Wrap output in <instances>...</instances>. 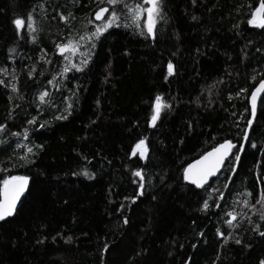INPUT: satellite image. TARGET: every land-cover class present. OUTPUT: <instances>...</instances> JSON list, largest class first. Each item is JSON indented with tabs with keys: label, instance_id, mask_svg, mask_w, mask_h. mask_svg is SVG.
I'll return each instance as SVG.
<instances>
[{
	"label": "trees",
	"instance_id": "1",
	"mask_svg": "<svg viewBox=\"0 0 264 264\" xmlns=\"http://www.w3.org/2000/svg\"><path fill=\"white\" fill-rule=\"evenodd\" d=\"M258 3L163 0L167 22H158L154 39L125 28L131 21L122 15L120 27L95 42L88 67L61 77L66 62L56 55L55 44L93 31L87 21L102 23L94 16L106 3L0 0V69L8 73L0 74V124L5 125L0 140L6 141L0 144V179L9 174L30 178V192L18 211L0 222V264H258L264 258L260 205L250 211L240 195L251 192L252 205L264 188L256 183L264 179V104L258 103L261 111L236 171H229L235 167L231 157L209 182V192L225 194L221 207L215 205L216 193L210 209L198 211L207 194L186 184L182 175L190 162L225 140L235 143L238 152L249 118L248 97L264 78V29L246 22L250 6ZM108 7L124 11L122 5ZM29 12L38 29L34 42L27 39L26 28L17 39L11 25ZM58 13L68 16L67 22ZM81 43L78 52L90 47L87 38ZM9 48L16 51L10 55ZM68 55L79 62L78 55ZM169 61L175 74L165 81ZM54 75L58 88L47 84ZM10 83L16 93L10 92ZM40 91L51 93V106L40 105ZM157 94L170 107L150 128ZM67 104L71 115L57 121ZM32 117L37 123L28 125ZM143 137L146 160L130 159ZM37 144L43 149L37 150ZM25 146L36 152L32 163L18 159ZM138 168L145 176L143 195H136L138 184L132 183L131 170ZM84 171L93 178L74 175ZM233 211L237 219L229 228L224 221ZM218 228L225 235L231 232L227 243L217 238Z\"/></svg>",
	"mask_w": 264,
	"mask_h": 264
},
{
	"label": "snow or ice",
	"instance_id": "2",
	"mask_svg": "<svg viewBox=\"0 0 264 264\" xmlns=\"http://www.w3.org/2000/svg\"><path fill=\"white\" fill-rule=\"evenodd\" d=\"M163 0H135L134 3H128L127 0H101V3H106L105 7H100L98 11L95 13V21H102L100 24H94L92 19H89L87 23L89 25L94 26V30L87 32L86 34L80 35L79 40H73L71 37L67 40L66 43H56V55L63 57L65 66L62 68L59 75L61 77L64 76L65 73L70 70H74L79 73L82 72L86 67H88L89 62L91 60V52L96 47V41L99 40L105 33L108 32L110 28L113 26L120 27L119 20L123 15V18L126 21H131V24L125 23L124 27H134L137 30V34L141 36H145V38H155V29L157 27L158 22L163 21L167 22L165 16L162 12ZM196 0H193L195 3ZM122 5L123 13L118 10L116 7H112L111 11L108 6H116ZM44 5L41 4L40 8L43 10ZM251 7V12L247 18V24L256 29H264V0H259V3L254 7ZM105 13H109L106 19L104 17ZM59 15V19L61 22H67L68 16ZM71 16V13L68 14ZM143 18V19H142ZM74 19V17H73ZM193 20L197 19V17L193 16ZM11 25L13 26L15 36L17 39L23 38L22 34L27 29L28 36L27 39L31 41H35L36 37L33 35L36 31H38L36 27L35 17L32 12H29L27 18L15 17L11 20ZM87 41L90 45L89 48L84 51H79L78 49L83 48L84 45L81 41ZM9 54L11 55L16 51L15 48L8 49ZM259 51V49H258ZM71 53L72 56H79V62L73 63L72 59L68 55ZM127 55V53H125ZM0 74L7 76L6 69H0ZM43 75V73H41ZM174 65L172 61L167 63V74L164 76L165 81H168L170 77L174 76ZM32 73L29 72V78H31ZM256 77H253L255 79ZM13 80H15V76L13 75ZM56 80V76L54 75L52 79L47 81V84L50 86L59 87L58 84H54ZM4 81L0 80V84H3ZM11 93L17 92V87L14 83L8 84ZM246 89H240V92H245ZM264 93V78L259 79L257 85L251 91L250 96L248 97V105L251 110V118L246 120V124L249 128H251L254 124V120L258 118V113L261 111L260 106L258 105V98H260L261 104H264V97H260V94ZM239 95V93H237ZM49 98V99H46ZM11 100L12 97L10 96ZM36 99L40 102V105L49 104V100L51 99V93L49 91H40L37 95ZM68 98H65V102H67ZM231 99V97H229ZM51 106V104H49ZM170 105L166 102L161 95L157 94L151 101V115L147 121L148 127L152 128L157 126V122L162 119V112L169 109ZM72 108L71 104H67V107L64 109L66 114H61L55 116L57 121L67 120L71 115L70 109ZM12 111H9V116L11 117ZM36 118L32 117L27 121L28 125L36 124ZM41 128L45 127V125L41 124ZM36 131L37 129H32ZM5 131V125L0 124V132ZM11 136L16 137L19 136L20 133L12 132ZM24 138L26 139L28 136V132L24 131ZM146 137L140 138L131 149L132 157L138 156L140 161H145L147 158L148 147L146 145ZM244 139L249 140V135L247 130L244 133ZM6 141L0 140V144L5 143ZM19 148V144L16 145ZM37 150H42L43 145L37 144L34 145ZM252 148H256L257 146L253 143L251 144ZM237 148V145H234L231 141L225 140L223 143H220L218 146L213 147L211 151L205 152L200 159L196 160L194 163L189 164L187 167L183 169V180L189 184L193 185L195 189L203 190L207 194V198H205L198 209L201 212H207L210 209L209 201L212 200L213 195H216L215 205L217 208L221 207L220 201L225 198V194L223 191L219 189L213 190V192H209V189L212 188V185L209 183V178L214 177L220 172L221 166L225 163L226 159L231 156L234 157L238 162L241 160V156L238 152L233 151V149ZM239 148L245 149L246 146L244 144L239 145ZM36 152H33V149L25 146L24 155L18 157L20 161L24 163H32L30 157L35 156ZM6 171V169H5ZM230 172H235L236 168L233 166L229 169ZM74 175H83L88 179H92V174L89 172H81L74 173ZM131 175L134 177L132 180L133 184H138V190L136 195H143V190L145 188V176L143 174V169H135L131 170ZM138 178V179H135ZM231 179V177H229ZM30 178L26 175H5L2 179H0V222H7L8 218L13 217L14 214L18 211V204L23 203V198H26V195L30 192ZM151 183L150 180L147 181ZM258 186H264V179L257 180ZM224 188L229 189V185L225 183L223 185ZM230 190V189H229ZM240 195L244 196L243 206L248 207L251 211L255 209L256 205H260L259 215L260 220L264 221V188L261 189L257 198H255V204L249 205V201L247 197L252 196L251 192L245 191ZM135 201L133 200V203ZM123 207V204L121 205ZM119 211V209H118ZM227 219L224 223L229 227H234L233 221L237 219V214L233 212L226 213ZM124 224L128 223V219L125 217ZM249 223H251V219L249 218ZM254 231H259V229H254ZM261 236H264V231H259ZM200 235H203L202 233ZM217 238L223 237L225 243L228 242V236L231 235V232L228 235H225L220 229H217L216 232ZM235 243L240 244L239 240H236ZM193 247H196L193 245ZM108 249V245H104V251ZM101 259L103 260V252L101 254ZM187 264V261L185 262ZM258 264H264V258L260 259Z\"/></svg>",
	"mask_w": 264,
	"mask_h": 264
},
{
	"label": "water",
	"instance_id": "3",
	"mask_svg": "<svg viewBox=\"0 0 264 264\" xmlns=\"http://www.w3.org/2000/svg\"><path fill=\"white\" fill-rule=\"evenodd\" d=\"M106 14V13H105ZM105 14H104V16H105ZM94 18H95V16H94ZM251 94V93H250ZM263 94L264 93H261L260 94V97H262L263 96ZM250 96V95H249ZM259 101H260V98H258V103H259ZM249 106V105H248ZM249 118H251V110H250V106H249ZM255 121V120H254ZM251 129H252V127L251 128H249L247 125H246V128H245V131L247 130V132H248V135L250 134V131H251ZM245 131H244V133H245ZM229 141V140H228ZM223 143V142H222ZM234 145H236L235 143H233ZM241 144H246V140L244 139V135H243V138H242V142H241ZM240 144V145H241ZM219 145V144H218ZM218 145H216V146H218ZM215 146V147H216ZM212 149H210V150H208V151H211ZM233 151H234V149H233ZM242 151H243V149H241V148H239L238 147V154L241 156V154H242ZM201 157V156H200ZM200 157L199 158H197V159H195V160H193L192 162H190L189 164H192V163H194L196 160H198V159H200ZM231 158V156H229L227 159H226V161H225V163L229 160ZM225 163L221 166V169H220V172L222 171V169H223V167H224V165H225ZM238 162L235 160V168H236V164H237ZM188 164V165H189ZM187 165V166H188ZM186 166V167H187ZM220 172H218L217 173V175L216 176H214V177H210L209 178V182H210V180L211 179H213V178H216L219 174H220ZM232 176V175H231ZM230 180V179H229ZM185 182V181H184ZM186 183V182H185ZM187 184V183H186ZM189 185V184H188ZM190 186H193V185H190ZM194 187V186H193ZM19 205L20 204H18V207H19ZM15 215V214H14ZM10 218H12V217H10ZM10 218H8V219H10Z\"/></svg>",
	"mask_w": 264,
	"mask_h": 264
},
{
	"label": "rangeland",
	"instance_id": "4",
	"mask_svg": "<svg viewBox=\"0 0 264 264\" xmlns=\"http://www.w3.org/2000/svg\"><path fill=\"white\" fill-rule=\"evenodd\" d=\"M221 173V172H220Z\"/></svg>",
	"mask_w": 264,
	"mask_h": 264
}]
</instances>
